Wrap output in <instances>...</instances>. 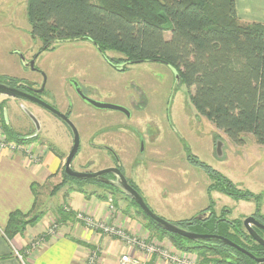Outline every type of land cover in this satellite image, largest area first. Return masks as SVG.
I'll use <instances>...</instances> for the list:
<instances>
[{
    "label": "rangeland",
    "instance_id": "374dc122",
    "mask_svg": "<svg viewBox=\"0 0 264 264\" xmlns=\"http://www.w3.org/2000/svg\"><path fill=\"white\" fill-rule=\"evenodd\" d=\"M28 2L0 0V79H15L26 87L43 90L40 96L44 102L63 114L70 113V120L80 136L79 152L72 162L76 172L94 173L119 166L150 209L173 224L191 220L206 210L221 216L227 208L231 211L230 218L237 219L255 209L252 202L236 201L219 191L209 190L210 178L203 169L189 162V156H193L226 177L238 189L255 195L264 194V146L257 145L252 135H245V145L237 146L210 121L199 117L191 103L189 89L175 76V71L163 63L125 65L121 53L104 54L91 40L57 42L48 49L44 48L42 42L31 35ZM168 26L165 27L167 40L171 35ZM110 60L117 65L113 67ZM32 62L33 68L30 66ZM77 88L95 102L127 109L130 117L90 106L78 95ZM0 101V106L5 107L0 110V127L6 142L1 153H13L8 148L10 145L16 147L14 154H23L33 163L35 160L30 158L43 160L45 151L60 162L63 158L56 174L41 183L35 182L38 206L33 216L41 215L38 224L46 221L48 226L44 233L29 242L25 254H21L25 262L41 245L65 234L58 210L64 208L66 213L73 212L66 198L74 193L82 192L85 197L101 195L106 198L109 212L113 213L111 206L117 203L129 214L131 209L135 210L142 224L147 222L121 192L96 184L77 185L64 180V164L74 146L70 126L32 102L5 96H0ZM28 113L37 119L39 130ZM98 119L115 124V134H86L88 130L101 128ZM4 123L15 132V139H34V136L37 139L26 144L9 140ZM218 142L224 145L222 158L216 152ZM112 149L115 150V162L110 154ZM114 208L116 210V206ZM75 214L71 222H78L79 213ZM112 219L113 216L100 223L115 225ZM55 226L59 227L56 236L43 240ZM29 228L33 227L27 230ZM97 234L115 241V237ZM129 236L138 238L131 233ZM37 241L41 245L29 251ZM153 243L180 257L201 260L197 253L178 250L168 238ZM183 244L193 246L188 242ZM101 255L97 264L102 261ZM122 257L118 264H121ZM150 262L151 259L142 263Z\"/></svg>",
    "mask_w": 264,
    "mask_h": 264
},
{
    "label": "trees",
    "instance_id": "16d2710c",
    "mask_svg": "<svg viewBox=\"0 0 264 264\" xmlns=\"http://www.w3.org/2000/svg\"><path fill=\"white\" fill-rule=\"evenodd\" d=\"M28 18L32 37L41 41L44 48L57 42L91 40L104 54L121 53L122 64L159 62L173 68L189 89L199 117L210 121L237 146L245 145V135H252L257 145L264 146V25H241L235 0H29ZM166 25L171 33L168 40ZM110 63L117 65L113 60ZM0 83L28 89L15 79H0ZM4 128L9 140L24 144L35 141L15 139V132L6 123ZM189 162L203 169L210 178L209 190L236 201L259 200V195L238 189L195 157L189 156ZM63 178L77 185L96 184L119 191L92 180L72 179L64 169ZM36 185L32 184V210L26 214L15 211L9 216L4 231L9 241L23 236L28 227H35L41 220V215L33 216L38 206ZM128 199L139 209L138 213L148 222L145 227L156 238L170 239L182 252L197 253L202 263L253 264L222 242H193L165 232ZM207 212L212 214L207 220L198 221L195 217L175 225L196 234L233 240L228 225L221 219L225 211L221 216L210 210L203 213ZM58 215L61 222L67 223L76 214L61 208ZM234 223L239 227L238 221Z\"/></svg>",
    "mask_w": 264,
    "mask_h": 264
},
{
    "label": "crops",
    "instance_id": "0c3cea01",
    "mask_svg": "<svg viewBox=\"0 0 264 264\" xmlns=\"http://www.w3.org/2000/svg\"><path fill=\"white\" fill-rule=\"evenodd\" d=\"M235 8L241 25H264V0H235ZM43 154V160L39 163L30 162L23 155L10 152L0 154V264H23L17 258L16 251L24 255L29 242L44 233L48 226L46 221L41 222L36 227L29 228L23 236L11 241L4 234L11 213L20 211L26 214L32 210V184L41 183L50 175L56 174L62 166V162L54 155L47 151ZM106 202V198L101 195L85 197L81 193H74L66 198L68 207L74 213L89 215L98 222L108 221L113 216L112 223L124 228L129 235L135 234L149 242L156 239L137 218L135 210L131 209L129 214L115 203L116 210L112 213L108 211ZM61 226L65 234L41 245L32 256L27 257L26 264H85L89 252L93 249L100 250L102 254L99 264H118L125 254L133 257L140 254L135 248L89 231L78 222L61 223ZM151 263L166 264L156 257Z\"/></svg>",
    "mask_w": 264,
    "mask_h": 264
},
{
    "label": "water",
    "instance_id": "95a60500",
    "mask_svg": "<svg viewBox=\"0 0 264 264\" xmlns=\"http://www.w3.org/2000/svg\"><path fill=\"white\" fill-rule=\"evenodd\" d=\"M33 65H34V63L32 62L30 64V66L33 68ZM175 76L179 78V75L176 71H175ZM28 90H30L32 93H37V94H41L43 92V90L36 91V90L29 88V87H28ZM31 92H27V91L21 90L19 88H15V87L0 83V96L21 99V100H25V101H29V102L38 104L39 106L45 108L51 114H53L54 116H56L57 118H59L60 120L65 122L68 126H70V128L73 131L74 146H73V148H72V150H71V152H70L69 156L67 157L65 164H64L65 173L67 174V176H69L72 179H77V180H85V181L86 180H92V181L102 182L106 185H109L111 187L118 189L126 197H128L132 201H134L140 207L142 212L154 224H156L159 228H161L162 230H164L167 233L180 236L182 238H185V239L193 241V242L210 241V240L222 242L224 244H227L231 247L236 248L237 250L241 251L242 253L248 254L247 251H245L244 249L237 246L236 244H234L229 239H227L223 236L196 234V233L184 230V229L180 228L179 226L157 216L150 209V207L147 205L143 196L129 183V180L122 173L119 166H117L115 168H107V169H104V170H101L98 172H94V173L76 172L72 168V162L75 159L76 155L78 154L79 148H80V136H79L77 129L75 128L73 123L69 120V118L65 114L59 112L57 109H55L54 107H52L49 104H47L46 102H44L42 99L36 97ZM77 93L81 97L82 100H84L85 102H87L88 104H90L91 106H93L97 109L117 111V112L123 113L126 116L130 117V112L123 107H120L117 105L106 104V103L95 102V101L87 98L83 94V92L78 88H77ZM28 115L30 116V118L32 119L34 124H36L39 127L38 121L35 118V116H33L31 113H28ZM223 148H224V145L221 142H218L216 152L220 158L223 157ZM107 174H114L115 180L105 179L104 175H107ZM211 215H212L211 212L203 213V214H200L199 216H197L196 219L198 221H204V220L209 219L211 217ZM250 221L251 220L248 219L246 221V223L248 224ZM253 237L255 239H257L258 241H260V239H258L256 237V235L253 234ZM260 242H262V241H260Z\"/></svg>",
    "mask_w": 264,
    "mask_h": 264
},
{
    "label": "built area",
    "instance_id": "2783aa9c",
    "mask_svg": "<svg viewBox=\"0 0 264 264\" xmlns=\"http://www.w3.org/2000/svg\"><path fill=\"white\" fill-rule=\"evenodd\" d=\"M6 142L4 141V138L2 136V130L0 127V154L3 150L6 148ZM8 148L11 149V151L14 153L16 150L15 146H8ZM27 153L29 151L26 150ZM23 155V154H22ZM32 160H35L34 163H39L40 158H30ZM112 200V199H110ZM112 202V201H111ZM115 207V205H114ZM113 206H111L113 212L115 210ZM78 222L81 224H84L86 227L97 231V233H102L111 237H115V240L123 242L125 245L130 246L132 248H135L140 254L138 257H133L132 255H124L122 259L120 260L121 264H144L142 262H146V260L153 259L156 257V259H160L161 261H169L171 264H204L201 262L200 259H190L186 257H180L178 254H172L169 252L170 250H163L157 246V244L153 243L156 241H147L138 238H132L129 236V234L125 231L124 228L118 226V225H111V226H106L103 223L98 222L95 220L93 217L79 213L77 216ZM59 227L55 226L52 230H49L45 236L42 238L43 240L45 238H50L51 236H54L56 234V231H58ZM56 236V235H55ZM41 245L39 241L34 242L32 244V247L30 246L29 251L31 249H36ZM100 255V250L96 251H90L89 255L86 259L85 264H97V259ZM16 256L17 258L23 263L26 264L24 261L23 256L16 251Z\"/></svg>",
    "mask_w": 264,
    "mask_h": 264
},
{
    "label": "flooded vegetation",
    "instance_id": "af4514ba",
    "mask_svg": "<svg viewBox=\"0 0 264 264\" xmlns=\"http://www.w3.org/2000/svg\"><path fill=\"white\" fill-rule=\"evenodd\" d=\"M21 89H24V91H27V92H31L27 88L21 87ZM36 91H38V90H36ZM32 94L35 95L36 97L42 99L40 94H37V93H32ZM36 105L39 106L38 104H36ZM39 107L46 110L45 108H43L41 106H39ZM4 109H5V107L3 108V110ZM46 111L49 112L48 110H46ZM2 113H3V111H2ZM65 115L70 120V113H67ZM3 117H4V115H3ZM97 121L100 124L101 128L99 130H91V131L88 130L86 134H115V124L110 125L111 123H106L104 120H99V119ZM36 127L38 130L40 129V126L38 127L36 125ZM33 134H37V133H33ZM36 139H37V137L34 136V140H36ZM107 151L110 152V149H107ZM110 154H111V156L115 162V150L112 149V152ZM40 162H41V158H40ZM62 162H63V158H62ZM110 168H115V165H114V167H110ZM64 170H65V168H64ZM102 170H104V169H102ZM120 170L122 171L121 168H120ZM98 171H101V170H98ZM98 171H96V172H98ZM104 178L108 179V180H115V175L114 174H107V175H104ZM95 182H97V181H95ZM99 183L101 184L102 182H99ZM102 184H104V183H102ZM258 195L260 197H259V200L257 202L256 201H250V202L246 201L247 203H251V202L254 203L255 209L253 211H251L250 213H247L246 216H243L244 218H237V219L230 218L231 211L229 209L225 208L224 209L225 214H224L223 218H221V219L224 221V224L228 225V233L233 238V240L230 238H227V237H225V238L229 239L231 242H233L237 246H239L242 249H244L245 251H247L248 254L242 253L241 251H239L236 248L231 247L229 245H227V246L232 248L237 253V256L242 254L245 257L249 258L253 262V264H264V244H263L264 243V202H263L264 201V194H258ZM248 219L251 221L247 224L246 221ZM234 221L239 222V227H237L238 224L234 223ZM253 234L256 235V237L258 239H260V241H262V242L255 239L253 237Z\"/></svg>",
    "mask_w": 264,
    "mask_h": 264
}]
</instances>
